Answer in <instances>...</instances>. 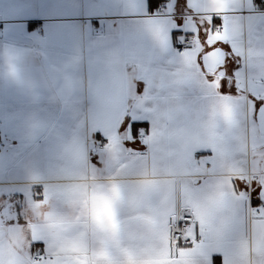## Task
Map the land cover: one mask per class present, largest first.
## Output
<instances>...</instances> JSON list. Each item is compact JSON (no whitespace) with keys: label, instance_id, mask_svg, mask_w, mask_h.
<instances>
[{"label":"crops","instance_id":"obj_1","mask_svg":"<svg viewBox=\"0 0 264 264\" xmlns=\"http://www.w3.org/2000/svg\"><path fill=\"white\" fill-rule=\"evenodd\" d=\"M198 2L164 0L152 11L148 0H140L142 11L136 15L118 8L116 0H0V17L4 21L0 25V143L4 144H0V255L5 248L14 249L17 264H28L29 236L46 237L53 246L62 243L63 234L45 225L50 208L35 202L51 196L54 188L66 183L63 165L69 144L74 156H83L89 170H106L110 137L104 129L111 112L102 109L101 104L104 101L112 106L120 94H131V82L135 81L133 92L138 89L149 98L165 89L164 102L151 109L159 119L172 120L177 115L192 119L196 130L179 134L185 155L199 144L220 145L211 112L204 118L198 109V92L184 89L182 99L167 82L182 54L176 44L190 39L186 34L198 28L206 40L207 34L216 30L215 17L221 18L222 27L225 24L222 15H212L209 22L210 14L195 7ZM239 2L244 8L228 14L227 33L216 39L225 35L231 38L238 32L243 35L217 45L228 53L217 79L224 78L222 91L239 97L237 123L229 135L238 145L247 144L246 166L251 169L256 165L252 161L254 148L260 150L264 143V137L255 139L253 134L257 110L264 101V3ZM233 16L243 19L235 20ZM149 21H166L169 31H181L185 37L176 41L169 37L167 47L158 33H154L155 38L149 34V29L159 28L145 25ZM9 50L15 55L11 61L16 66L15 75ZM192 59L186 58L189 62ZM178 75L184 81L198 82L186 67L179 69ZM108 89L114 90L113 97L107 95ZM145 99L134 97L129 123L143 128L136 129L135 139L129 138L123 144L125 157L150 155L146 134L155 130V121L151 116L135 115L136 107H145ZM200 158L202 164L218 163V157L207 149ZM258 167L264 170V157H258ZM158 179L151 173L138 178L143 191L130 207L142 209L146 223L142 231L127 232L123 246L122 225L113 223L112 202L102 196L90 197L94 220L88 226L90 247L94 249L91 264H150L142 257L161 246L167 217L173 211L169 198L155 204L146 199V191L152 187L146 182ZM98 182L111 183L112 178L105 176L101 180L98 176ZM245 188L246 199L251 200L256 188L250 177L237 182V191ZM255 199L260 204H250L249 213L258 208L264 211V198ZM58 207L66 211L63 205ZM44 245L46 241L35 240L33 255L45 254ZM198 251L202 253L200 264H210L212 249L202 245ZM221 261L225 258L221 257Z\"/></svg>","mask_w":264,"mask_h":264},{"label":"snow or ice","instance_id":"obj_2","mask_svg":"<svg viewBox=\"0 0 264 264\" xmlns=\"http://www.w3.org/2000/svg\"><path fill=\"white\" fill-rule=\"evenodd\" d=\"M162 0H148L149 10L156 8ZM116 6L124 11L139 15L142 11L140 0H116ZM198 10L212 15H222L225 24L223 32L227 33L229 13L242 10L239 0H199L195 5ZM232 19L242 20L243 17L233 16ZM145 25H159L157 29H149V34L155 38L158 33L168 47L169 37L173 41L185 37L181 31H169L166 21L146 22ZM221 29L207 34V39L197 32L186 34L184 43H177V49H183L176 69L168 75L169 87L178 92L183 99L184 89H195L201 106L198 108L204 118L211 112L215 136L221 140L216 143L199 144L192 147L185 155L181 148L179 134L188 130H196L190 117L177 115L172 120H161L152 114L151 109L157 103H163L167 95L165 89L151 98L142 96L137 89L130 93H122L115 98L114 104L102 101V109L110 110L111 118L104 131L110 137L106 145L109 164L101 172L95 167L91 170L82 155L74 156L71 145L66 151L63 165L67 175L66 183L54 188L51 196L36 201L37 206L47 205L50 208L49 219L45 221L47 228L63 234L61 244L53 246L46 237L29 236L27 245L28 264H91L94 249L90 247L88 226L94 222L91 212L90 197L102 196L112 202V218L114 225H122L121 245L127 232L142 231L145 220L142 209L130 207L143 186L138 181L142 175L151 173L159 177L149 181L152 185L146 191L149 203H159L163 198L172 201L173 211L166 220V235L161 246L142 259L150 264H200L202 253L198 251L202 245L212 249L210 264H264V211L259 208L249 213L250 204H260L256 196L264 198V170L258 167V157H264V143L260 150L254 148L252 161L256 165L249 169L247 165V144L238 145L229 135V130L237 123V102L239 97L228 95L222 91V76L217 79L222 70L221 64H215L213 53H221L217 45L242 37V32L231 38L225 35L221 39ZM198 41L199 43H196ZM12 74H16V66L11 61L15 59L14 52L9 50ZM193 57L189 62L188 57ZM187 68L198 78L197 83L179 78L178 70ZM128 71H131L129 68ZM211 93V94H210ZM107 95L114 96V90L108 89ZM134 97H144L145 107H136L135 115L151 116L155 121V130L146 134L150 144L149 156H124L123 144L127 139H135V131L142 125L129 123ZM119 125V126H118ZM153 140L156 141L153 145ZM207 149L218 157V163L202 164L201 154ZM105 176H111V183L98 182ZM251 178L256 190L251 200L246 199L247 189L237 191V182ZM259 184V187L256 185ZM63 205L66 211L59 210ZM250 216V219H249ZM243 217V220H242ZM181 221H186L182 224ZM8 226L12 222L6 221ZM197 225L199 231L197 232ZM37 239L46 241L45 254L33 255V242ZM190 244L184 247L181 241ZM37 247H42L37 244ZM15 250L5 248L0 255V264H17L13 259ZM221 257L225 261H221Z\"/></svg>","mask_w":264,"mask_h":264},{"label":"water","instance_id":"obj_3","mask_svg":"<svg viewBox=\"0 0 264 264\" xmlns=\"http://www.w3.org/2000/svg\"><path fill=\"white\" fill-rule=\"evenodd\" d=\"M219 48L221 49V53H213V59L215 64L220 63L222 65L226 63L228 53L226 49H224L223 47H219ZM256 118H257L259 131L262 135H264V101L257 110Z\"/></svg>","mask_w":264,"mask_h":264},{"label":"built area","instance_id":"obj_4","mask_svg":"<svg viewBox=\"0 0 264 264\" xmlns=\"http://www.w3.org/2000/svg\"><path fill=\"white\" fill-rule=\"evenodd\" d=\"M262 3H264V0H261ZM4 23L3 19L0 17V25H2ZM85 24L88 23V20L84 22ZM219 29L223 30V27H219ZM184 43V47L186 48V46H188V43L187 42H183ZM183 52V49H179V53H182ZM1 144V143H0ZM1 146H4V144H1ZM182 224L186 223V221H181ZM181 243L183 244H188L186 242H184L183 240L181 241ZM38 255H42V254H38Z\"/></svg>","mask_w":264,"mask_h":264},{"label":"rangeland","instance_id":"obj_5","mask_svg":"<svg viewBox=\"0 0 264 264\" xmlns=\"http://www.w3.org/2000/svg\"><path fill=\"white\" fill-rule=\"evenodd\" d=\"M225 33H221V36L224 35ZM253 134L255 135V139H258V137H264L263 135H261L259 132H258V123L257 121L254 122V125H253ZM259 151V149H257V152Z\"/></svg>","mask_w":264,"mask_h":264},{"label":"trees","instance_id":"obj_6","mask_svg":"<svg viewBox=\"0 0 264 264\" xmlns=\"http://www.w3.org/2000/svg\"><path fill=\"white\" fill-rule=\"evenodd\" d=\"M163 1H164V0H162V2H163ZM162 2H161V3H162ZM161 3H160V4H161ZM160 4H159V5H160ZM159 5H158V6H159ZM156 8H157V7H156ZM156 8H153V9H151V10L154 11V9H156ZM213 20H214L213 22H214V25H215V29H218L219 27H221V24H222L221 18H217V17H215Z\"/></svg>","mask_w":264,"mask_h":264}]
</instances>
